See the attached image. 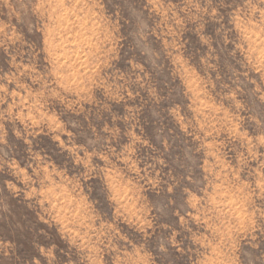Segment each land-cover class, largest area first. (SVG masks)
<instances>
[{
    "label": "rangeland",
    "instance_id": "obj_1",
    "mask_svg": "<svg viewBox=\"0 0 264 264\" xmlns=\"http://www.w3.org/2000/svg\"><path fill=\"white\" fill-rule=\"evenodd\" d=\"M0 264H264V0H0Z\"/></svg>",
    "mask_w": 264,
    "mask_h": 264
}]
</instances>
